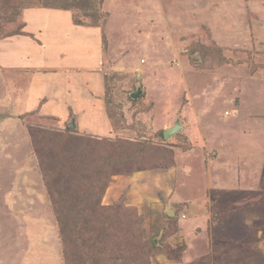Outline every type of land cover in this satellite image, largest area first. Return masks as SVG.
Listing matches in <instances>:
<instances>
[{
    "label": "rangeland",
    "instance_id": "obj_1",
    "mask_svg": "<svg viewBox=\"0 0 264 264\" xmlns=\"http://www.w3.org/2000/svg\"><path fill=\"white\" fill-rule=\"evenodd\" d=\"M30 1L44 4L22 2ZM261 1H47L67 3L76 24H98L94 28L103 33L104 69L84 75L82 89L93 92L87 80L99 82L105 73L114 131L102 116L96 120L94 105H86L81 112L88 118L80 126L89 131L77 128L73 135L146 145L166 165L114 177L103 199L104 206L124 204L139 216L144 238L155 243L151 264H264V9L256 14ZM20 4L0 0V39L22 32ZM75 48L81 50V43ZM139 88L142 94L133 99ZM177 119L183 130L166 140L165 130ZM21 120L25 135L14 122L7 123V132L0 129L8 150L18 153L6 155L0 199L12 190L25 201H0V264H65L51 202L47 212L35 197L29 200L42 190L48 197L44 181H27L20 171L32 164L24 143L33 149V134L40 144L44 136L65 133L72 120L40 113Z\"/></svg>",
    "mask_w": 264,
    "mask_h": 264
},
{
    "label": "trees",
    "instance_id": "obj_2",
    "mask_svg": "<svg viewBox=\"0 0 264 264\" xmlns=\"http://www.w3.org/2000/svg\"><path fill=\"white\" fill-rule=\"evenodd\" d=\"M22 1L25 0H17L22 13L35 8L72 11L67 3L39 0L44 4L37 6L30 1L31 5L24 6ZM77 25L98 27L88 23ZM107 93L105 77L106 113L113 126ZM66 132L44 136L40 144L31 134L32 150L57 216L65 264H151L156 247L144 238L139 216L124 204L104 206L103 199L114 177L166 168L164 161L147 153L146 145L109 137L75 136L70 127ZM57 136L65 139L63 145Z\"/></svg>",
    "mask_w": 264,
    "mask_h": 264
},
{
    "label": "crops",
    "instance_id": "obj_3",
    "mask_svg": "<svg viewBox=\"0 0 264 264\" xmlns=\"http://www.w3.org/2000/svg\"><path fill=\"white\" fill-rule=\"evenodd\" d=\"M259 2L263 1L259 0ZM253 4L258 6V2ZM260 7H264V4L261 3ZM260 7L256 14L261 15L260 9L264 8ZM22 18L24 27L21 33L0 39V103H2L0 129L7 132L9 130L6 128L7 123L14 122L18 123L17 129L20 133L25 135L23 127L19 125L22 123L21 119L33 113H40L43 116L59 118L60 121L66 123L74 119L80 131L88 132L87 126L83 124L80 126L83 118H88L86 112H81V107L94 105L92 114L96 115V120L101 116L104 120L106 119L103 122L110 125L108 128L112 132L113 129L106 113L105 73L103 72L100 76V84L95 80H87V83L92 85L91 88L94 87L93 92L88 94L82 89L86 87L84 75L95 73L97 68L104 69L102 31L94 27L77 25L72 14L65 10L28 9L22 13ZM76 43H81V50L75 48ZM23 71L30 72L31 76L28 77L25 74L18 76L19 72ZM78 112L81 114L79 115ZM102 126L105 130L108 129L107 126ZM5 131L2 132L3 138L0 139V154H2L0 177L4 181L6 178L3 177L5 173L2 171L7 166L6 155L18 154L16 151L8 150V138H4L7 137ZM27 148L29 149L28 154L32 157L29 159L32 164L20 172L25 174L27 179L29 178L27 181H36L38 185L43 179L28 141L24 143V150ZM18 152L19 154L25 153L20 150ZM8 157L13 158L11 155ZM29 162L25 161L26 164ZM10 164L13 165V163ZM31 170L33 173L28 174ZM1 184L0 181V186ZM16 194L17 192L11 190L5 197L17 204L25 203L23 197L18 199ZM42 194H44L43 190ZM42 194L41 198L36 192L29 200L32 201L35 197L39 201L38 204L49 212L48 197ZM5 197L0 201L8 203ZM7 210L11 212L10 209Z\"/></svg>",
    "mask_w": 264,
    "mask_h": 264
},
{
    "label": "water",
    "instance_id": "obj_4",
    "mask_svg": "<svg viewBox=\"0 0 264 264\" xmlns=\"http://www.w3.org/2000/svg\"><path fill=\"white\" fill-rule=\"evenodd\" d=\"M141 94H142V89L139 88L135 93L132 94V98L138 99ZM69 127L73 130L77 129L76 121L74 119L69 123ZM183 128L184 126L182 125L181 120L177 119V121L175 122L172 128H168L165 130L164 132L165 139L168 140L177 133H180L183 130ZM169 215H173L172 211H169Z\"/></svg>",
    "mask_w": 264,
    "mask_h": 264
}]
</instances>
